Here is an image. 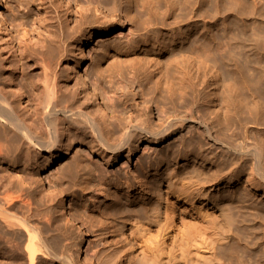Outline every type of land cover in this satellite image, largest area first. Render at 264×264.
<instances>
[{"label": "bare ground", "instance_id": "bare-ground-1", "mask_svg": "<svg viewBox=\"0 0 264 264\" xmlns=\"http://www.w3.org/2000/svg\"><path fill=\"white\" fill-rule=\"evenodd\" d=\"M80 1L74 0L77 23H86L90 17L97 21L100 18H110L104 29L93 33L89 30L82 34L83 37L80 38L82 43L78 48L80 54L83 46L94 40V36H106L116 31L124 22L116 19L117 16H121V13L127 16L129 8L134 3L133 0H109L108 6L93 5L90 8ZM39 4L41 14L49 15L43 18L45 29H42L35 39L27 33L28 28L24 25V19L18 21L16 18L20 28L16 27L11 33L7 30L6 24L9 18L6 22L0 18V253L4 254L7 250V253L11 251L18 259L26 258L17 264H38L41 257L59 259L64 264H76L71 254L68 256L61 250L64 245L54 232L57 219L55 213L39 211L35 205L37 204L35 197L41 190L39 186L41 179L37 173L41 157L47 155L53 161L57 158L56 153L68 151L72 143L82 141L89 134L94 141V146L90 148L91 153L97 156L99 161L93 163L88 159L73 157L69 162V179L71 183L81 184L103 178L110 181L108 175L115 172L114 166L120 160H130L133 152L137 151L138 145L134 142H139L140 139L164 141L173 134L176 126L194 119L183 114L186 103L183 101L184 92L181 89L178 69L179 56L183 54L180 49H174L172 56L167 58L166 73L158 69L157 65L161 58H156L153 65L140 71L141 77L136 76L144 86L141 98L145 107L134 106L135 103L129 96L131 82L126 81L125 88L121 90L123 94L120 95L122 97L120 104L123 106L121 112L112 100L104 95L100 87L106 79L99 77L96 83L91 81V84H87L92 78L89 76L90 73L81 75L78 71L81 63L72 64L69 57L66 58V40L72 37L70 29L65 26L66 11L57 8L53 10L54 8L48 7L45 0H40ZM70 14L69 10V17ZM55 21L60 28L59 34L52 28ZM15 36L18 37L17 45L13 43ZM211 40V36L207 37L208 53H211ZM31 41L33 51L27 52V42ZM16 48L21 53H16ZM158 51L161 52V47ZM140 55V58L146 61L145 64L153 59L150 51L142 52ZM209 70L205 88L206 102L211 105L213 103L211 79L214 77V71L211 67ZM32 71L36 73L37 80L32 77ZM160 72L165 76L170 74L177 80L178 88L173 90L172 86L167 85L165 89H161L158 84V79L162 78ZM96 73L102 76L103 72L100 73L97 69ZM153 76L157 77L154 79ZM108 80L112 82L114 77L110 76ZM256 81H253L254 84L242 82L241 86L251 93L252 88L256 87L258 92V88L261 90L262 88L261 83H257L259 84L257 88ZM197 92L200 90L192 93L190 99L197 101ZM261 99L257 98L255 102V99L253 100L255 107L252 104L251 108L246 107L245 104L237 118L238 127L245 128L248 121L262 123L264 102ZM25 102H28V106L22 105ZM160 103L163 104L164 116L159 118L158 126L155 128L149 114L151 106L154 104L159 106ZM248 109L251 115L247 116L250 113ZM200 126L201 131L189 136L188 141L199 140L201 143L206 139L207 144L211 146L217 144L211 129L203 124ZM244 136L239 144L231 141L224 144L228 153L235 150V154L240 157L222 159L224 161L222 168L235 174L239 167H247L244 165L243 157L246 158V155L250 154L254 159V166L247 171L244 181L258 189L261 181L255 182L256 176H260L264 182V149L259 147L258 141L252 142L249 136L246 134ZM184 146L185 142L183 145L181 141V146L172 152L174 154L171 157L155 156L145 163L139 175L146 174L154 167L155 172L150 182L130 170L115 172L112 180L114 182L110 183L116 189L115 195L110 198L107 196L108 201H105L108 222L97 234L102 244L110 241L109 248H105L102 253L99 251L95 261L85 258L84 264H122L124 261L129 263L133 261L132 264H223L214 250L222 247L220 244L228 240L225 236L227 233L220 238L222 233L220 236L215 233L218 234L215 236L214 231L220 224H224L223 227L227 225L228 228L234 224L233 220L237 223L238 217L237 220L234 218L239 212H233L232 209V214L236 215L233 218L230 209L234 208L235 204L230 208L229 202H226L229 206L224 205L225 202L222 203L221 200L224 198H220L217 195L219 192H215L217 183L213 182L214 177L208 175L209 166H206L208 167L206 169L196 165L189 169L190 163L179 166L171 162L172 157H180L185 153ZM23 160L25 166L22 165ZM148 184L153 189L150 194L145 191L133 194L135 186ZM124 190L126 193L121 194ZM235 208L234 211L241 210ZM255 211L259 217L261 212L258 214V209ZM256 215L254 213L253 217L256 218ZM226 231H229L230 236V229ZM217 242L222 243L215 249ZM219 250L217 253H221L222 249ZM2 263L12 264L6 259L2 260Z\"/></svg>", "mask_w": 264, "mask_h": 264}, {"label": "rangeland", "instance_id": "rangeland-1", "mask_svg": "<svg viewBox=\"0 0 264 264\" xmlns=\"http://www.w3.org/2000/svg\"><path fill=\"white\" fill-rule=\"evenodd\" d=\"M39 1L0 0L2 4L0 18L4 22L9 18V21L6 22L7 30L13 33L16 27L20 28L16 21L22 18L25 21L24 25L28 28L27 33L29 36L32 39L38 37L37 35L42 32V29H45L42 20L49 15V13L41 14ZM81 1V4L89 5L90 8L93 5H109V0ZM133 1L134 3L129 8L130 11H128L127 16L121 13V16L118 15L116 18L120 22L124 21L123 24L112 34L94 36V40L83 46L82 54H80L78 48L82 43L80 42V38L83 37L82 34L89 30L90 33H93L104 29L109 17L100 18L98 21L90 17L86 23H77L74 0H45L48 7L54 8L53 10L57 8L62 9L63 12L66 11L64 12L66 14L64 17L67 18L65 26L70 29L72 36L66 40V58L68 56L72 64L81 63L78 68L81 75H85V73L89 75L90 73L89 76H92V78L87 84H91V81L95 82L99 77L106 79L100 84V87H102L104 95L110 98L121 112L123 106L120 104L122 98L120 95L123 94L121 90L125 88L126 81L131 82L129 96L134 101V106L136 108L145 107L146 105L143 104L141 98L144 93V86L137 79L141 77L140 71L153 65L154 59L161 58L157 66L159 70L166 73V61L168 57L172 56L174 49H180L183 53L179 56L180 60L178 61L181 89L184 92L183 101L186 103L183 114L194 120L176 126L173 134L169 135L164 141L153 142L140 139L139 142H134L138 145L137 151L133 152L130 160H120L114 166V171L130 170L138 177L150 182L152 174L155 172L154 167L150 168L146 174L139 175L144 165H146L145 163L155 156L166 158L170 155L171 157L174 154L172 152L181 146V141L183 145L185 142V153L180 157H172L171 162L179 166L190 163L189 169L196 167V165L209 166L208 175L214 177L213 182L217 183L215 192H219L215 194L220 198H224L221 200L222 203L225 202L224 205H227L226 202H229L230 208L232 204H235L233 205L234 208H241L240 206L243 205L241 210L235 208L234 211L233 207L230 209V211L233 209V212L240 213L236 216L231 211L233 218L236 216L234 219L237 220L238 217V220L244 221L237 220V223H235L236 221L233 220L236 225L231 224L228 226L230 236L229 231L225 232V230H229L227 225L224 227V224L217 226L218 228H216L214 234L218 233L220 236L222 233L220 238H223L227 233L225 236L229 241L226 240L227 243L226 241L224 243L220 242L222 244L217 242L214 246L215 249L222 247L214 250V253L218 254L217 256L221 258L223 264H264V207H262L264 205V182L257 175L256 178H258H255V182L257 180L261 182H259V188L256 189L244 181L247 171L249 172L250 167L254 166V159L250 154L246 155L247 159L243 157L244 165L246 164L247 167H239L235 174L222 168L224 162L222 159L227 160L230 157L231 159L234 157V159H237L240 157L235 154V150L228 153L229 151L224 145L227 141L239 144L246 134L252 142L254 140L255 143L258 141L259 147L264 149V124H262L264 120L261 121L262 123L258 122V124L248 121L249 123L247 122L243 129L238 127L237 123V118L242 113L241 110L245 107V104H247L246 107H250L251 104L254 105L257 98H262L261 100L264 102V0ZM69 10L71 11L70 17ZM52 28L57 34L60 33L56 21L53 23ZM79 28H82V31ZM210 36L212 38L211 53H208L209 43L207 37ZM13 38L14 45H17L18 37ZM141 39H145L147 42H140ZM27 47V52L33 51L32 41L27 42ZM160 47L161 52L158 51ZM16 50V53H21L17 48ZM145 51H150L153 54V59L149 60L147 64H145V60L140 58V53ZM210 67L214 71V77L211 79V96L213 98L211 105L206 102L207 88H205ZM97 69L100 73L103 72L102 76L96 73ZM32 72V77L37 80L36 73ZM162 74V72L159 73V75ZM110 76L114 77V81L110 82L108 80ZM156 77L153 76L154 79ZM253 81H256L255 85L261 83L262 90L259 84H257V88L259 87L258 92L255 89L256 87H253L252 93L241 86L247 82L254 84ZM158 82L161 89H165L167 85L172 86L173 90L178 88L177 80L170 74L169 76L162 75ZM196 90H200V92H197V101H193L190 99V95ZM254 91L259 94L257 96L256 94L253 95ZM251 96L256 97L252 98ZM22 105L28 106V102ZM162 108V103L159 106L155 104L151 106L149 116L155 128L158 126L159 118L164 116ZM249 109L248 112H250ZM248 115H251V112ZM200 124L208 126L213 132L217 140V144L214 145L215 149L211 144H207L206 139H203L201 143L199 140L195 142L193 140L188 141L189 136L198 134L201 131ZM76 142L72 143L68 151L61 154L56 153L57 158L53 161L47 155L41 157L40 168L37 171L41 179L39 184L41 190L40 194L35 197V200H37L35 205L39 211L55 213L54 216L57 219L54 232L58 234L59 240L64 245V247H61L62 252L68 256L71 254L76 264H84L85 258L95 261L99 251L103 252L105 248H109L110 241L102 244L97 234L106 227L108 222L105 201L115 195L116 189L110 185L114 182L112 180H114L115 172L108 175L110 181L103 178L91 180L87 184L71 183L68 171L69 162L73 157L78 156V158L88 159L93 163L99 161L98 157L91 153L94 141L89 134L82 141ZM21 162H23L22 165L25 164V160ZM151 190L153 191L150 184L135 186L133 194L143 193L144 191L150 194ZM125 193V190L121 192V194ZM240 193L241 195H239ZM245 202L247 203L245 204ZM229 203L227 206H229ZM257 209L258 214L259 211L262 213L259 214V217L256 215L257 211L255 210ZM254 213L257 216L256 218L253 217ZM240 217L244 219H240ZM78 225L80 227H77ZM219 229L224 233L220 232ZM82 231H85V233L83 234ZM218 234H215V236ZM230 246H233V248ZM219 249H222L221 253H217ZM230 251H232L231 254ZM5 252L4 254L0 253V264L4 259L12 264L26 260V258L18 259L11 251L7 253V250H5ZM132 262L124 261L122 264H132ZM38 264L64 263L59 259L53 260L41 257Z\"/></svg>", "mask_w": 264, "mask_h": 264}]
</instances>
